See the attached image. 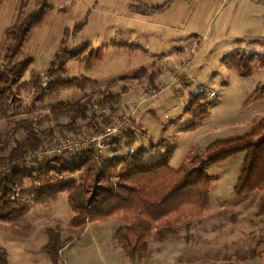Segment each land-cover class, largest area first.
<instances>
[{"label": "rangeland", "instance_id": "1", "mask_svg": "<svg viewBox=\"0 0 264 264\" xmlns=\"http://www.w3.org/2000/svg\"><path fill=\"white\" fill-rule=\"evenodd\" d=\"M21 1L0 0L1 64L6 63L10 44L7 29L17 20ZM44 3L53 11L45 23L30 33L11 64L31 59L26 80H31L34 72L46 74L67 31V47L75 50L90 43L93 59L90 60L91 56L86 60L72 59L67 71L60 74L89 78L83 80L84 87L63 90L44 101L36 102L35 90L29 87L4 108L0 105V134L2 137L8 134L12 141L6 149L0 143L1 157H7L16 139L26 136V131L15 129L17 121L40 119L61 102L91 99L95 103L91 116L77 125L80 131L87 129L94 133L102 129L98 101L108 91H121L124 84L129 90L116 108L123 114L121 118L128 116L133 122L124 133L107 138L106 145L90 147L102 164L114 154L137 151L140 147H155L145 155L146 162H153L171 148L174 151L169 164L179 169L191 150L204 156L215 141L243 136L264 118V98L251 100L257 86L264 82L262 65L255 60L244 70L253 71L252 74L244 75L238 69L228 68L224 60L240 48L254 54L253 45L248 42L237 45L236 39L253 32L246 31L245 26H251L258 15L262 19L258 12L264 13V0H30L29 16L37 13ZM142 68L146 71H141ZM138 71V78L113 84L120 77L133 76ZM154 87L159 92L146 98L143 93ZM200 87L217 89L218 100L204 95L206 98L199 97V102L191 105L194 96L201 94ZM67 122L66 118L52 119L37 126L41 135L47 136L45 149L52 139L73 133L57 128L59 123ZM194 122L196 126L186 129ZM51 130L55 131L53 135ZM119 141L134 142L127 146ZM39 156L44 159L46 155ZM245 156L243 152L209 168L211 199L204 214L208 216H193L180 226L178 236L169 235L168 245L179 247L173 255H181V261L194 257L199 262H218L219 258L234 253L248 257L264 250L261 242L264 193L239 196L235 192ZM75 157L62 161L72 163ZM8 168L7 159L0 161L1 171ZM74 216L69 194L62 193L56 202L35 204L22 219L0 220V244L10 250L15 261L22 255L17 252L21 244L32 243L31 253L40 255L37 245L48 238L47 226L60 225L66 239L75 235L70 226ZM124 224L122 214L93 221L81 242L94 245L100 239L99 243L107 244ZM35 233L29 242L17 236ZM158 242L155 237L149 240L152 246ZM144 256L147 258V254Z\"/></svg>", "mask_w": 264, "mask_h": 264}, {"label": "trees", "instance_id": "2", "mask_svg": "<svg viewBox=\"0 0 264 264\" xmlns=\"http://www.w3.org/2000/svg\"><path fill=\"white\" fill-rule=\"evenodd\" d=\"M29 2L21 1L16 22L7 29L10 44L5 56L6 63H0V105L3 108L29 87L35 90V101L40 102L63 90L84 87L86 82L83 80L89 78L61 76L67 71L70 60L85 59L93 53L90 43L79 49H69L67 31L46 74L34 72L31 80H26L24 76L31 59L11 64L30 33L45 23L53 11L50 5L44 3L37 13L29 16ZM224 60L228 68L238 69L244 75L252 74L253 71L244 72L245 68L250 67L255 60L263 65L264 53L249 54L240 48ZM142 70L146 71L145 68ZM139 72L133 76L120 77L113 84L138 78ZM128 90V85L124 84L119 92L108 91L98 101L101 105L99 108L111 105L117 109L123 94ZM204 95L201 93L194 96L191 105L199 102V97L206 98ZM263 96L264 82L257 86L251 100ZM94 104L91 99L83 98L75 102H61L40 119L17 121L15 129L26 131V136L15 140L6 158L0 156V161L7 159L9 164L7 170H0V220L22 219L35 204H50L56 202L62 193L69 194L70 207L75 213L70 226L75 235L64 239L60 225L47 226L48 240L43 248L54 264H59L61 250L82 235L91 222L108 219L115 214H122L125 222L115 234L118 245L132 259L147 254L146 260H150L153 254L149 244L151 237L162 242L169 235L178 236L180 226L189 218L205 216L211 199L212 178L209 168L237 154L244 152L246 156L235 192L239 196L264 193V118L243 136L215 141L205 150L204 156L191 150L179 169L169 164L174 151L171 148L158 160L146 162V153L155 147H140L134 152L114 154L105 164L99 162L94 148H89L76 154V161L72 163H66L69 161L66 156L45 157L35 159L37 166L27 167L28 153L40 149L47 139V136L41 135L37 126L52 119L66 118L68 122L59 123L57 128L62 132L68 129L72 134H79L84 129L80 131L77 124L91 116ZM100 117L103 122L107 121L103 114ZM94 118L92 115L91 120L94 121ZM196 125L197 122H194L186 129ZM54 133V130L50 131V135ZM133 142L119 141V144L132 146ZM0 143H4L5 149L8 148L12 144L10 136L6 134L2 137L0 134ZM64 159L65 163L62 161ZM80 172H84V175L78 177ZM0 264H10L9 252L1 244Z\"/></svg>", "mask_w": 264, "mask_h": 264}, {"label": "crops", "instance_id": "3", "mask_svg": "<svg viewBox=\"0 0 264 264\" xmlns=\"http://www.w3.org/2000/svg\"><path fill=\"white\" fill-rule=\"evenodd\" d=\"M258 14H262V19H260L258 15L256 20L252 21L251 26H245L247 28L244 27L246 31L250 29L253 32H246L245 35L241 34L236 39L237 45H243L244 42L253 45L254 50L252 53H264V13L258 12ZM261 67L263 70L264 64ZM131 150L134 152V149ZM207 216L208 215H205L204 217L206 218ZM191 219H193V217L189 218L186 222H189ZM89 228L90 226L82 235L77 236L61 250V260L59 264H264V250L255 255H249L248 257H243L234 253L230 256L227 255L219 258L220 260L218 262H212L211 260H207L205 263L199 262L194 257L191 259L188 257L187 261H181V255L178 253L173 255L174 251L178 250L179 247H177V245H168L169 236L165 240L167 242L159 241L157 245L153 246L149 243L150 247L153 248V254L150 260H146L144 255L132 259L127 256L124 250L118 245L115 238L116 233L113 234L111 240L107 244L99 243L100 239H98L97 243L94 245L81 242L84 240L82 238L85 237L87 230H90ZM17 236L29 242L36 236V233L33 234V236ZM47 240L48 238L46 237L37 245L41 250L40 255L31 253L32 243H29L30 245H19V247H17V252L22 253V255L20 254L19 259L16 261L8 249L10 264H54L43 248ZM247 250L248 249L245 251ZM171 253L173 255L172 257Z\"/></svg>", "mask_w": 264, "mask_h": 264}, {"label": "built area", "instance_id": "4", "mask_svg": "<svg viewBox=\"0 0 264 264\" xmlns=\"http://www.w3.org/2000/svg\"><path fill=\"white\" fill-rule=\"evenodd\" d=\"M159 89L154 87L149 91H145L143 95L148 98L156 95ZM200 93L207 95L212 101L218 100L219 92L214 88L200 87ZM133 103H135L133 101ZM101 114H103L107 121L102 122V129L96 130V132L84 129L79 134L61 135L51 140L49 144L42 146L37 151H30L26 157L27 167L31 168L36 164V158H40V154L46 155L47 158H55L58 156H66L71 158L76 155L77 152L83 149H87L94 146L106 145L107 138L114 135H119L127 131L132 125V119L128 116L124 119L123 114L112 107L106 105L101 108ZM132 115V114H131ZM130 116V115H129ZM42 159V158H41Z\"/></svg>", "mask_w": 264, "mask_h": 264}]
</instances>
